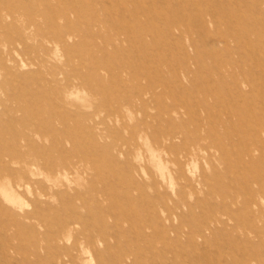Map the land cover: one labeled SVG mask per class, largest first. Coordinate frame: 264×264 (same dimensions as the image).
<instances>
[{
    "label": "rangeland",
    "instance_id": "rangeland-1",
    "mask_svg": "<svg viewBox=\"0 0 264 264\" xmlns=\"http://www.w3.org/2000/svg\"><path fill=\"white\" fill-rule=\"evenodd\" d=\"M0 264H264V0H0Z\"/></svg>",
    "mask_w": 264,
    "mask_h": 264
},
{
    "label": "bare ground",
    "instance_id": "bare-ground-1",
    "mask_svg": "<svg viewBox=\"0 0 264 264\" xmlns=\"http://www.w3.org/2000/svg\"><path fill=\"white\" fill-rule=\"evenodd\" d=\"M259 59V58H258ZM180 108H183V107H180ZM173 112H176L177 113V111H173ZM137 138V137H136ZM174 138H175V136L174 135H169L168 137H166L165 138V140H164V148L165 149H168L169 147H171L172 146V144H173V140H174ZM200 140V139H199ZM145 140H143V142H144ZM25 144H26V140H25ZM16 147L18 148V147H20V143L19 142H16ZM151 148V147H150ZM197 149L195 148V149H193V152L195 153V151H196ZM199 150V149H198ZM152 152H153V150H151ZM152 152H150V153H152ZM193 153V154H194ZM153 154V153H152ZM7 156H9V158L11 157V155H7ZM39 158H37V157H35V158H32L31 160H29V159H25V158H21V159H19V160H17V161H14L13 160V158H10V163H12V164H14V165H19L20 166V168L21 169H23L24 171H27V170H29V168L30 167H39V168H41L42 167V165H40V163H39ZM56 171H58V170H56ZM32 173V172H31ZM58 173V172H57ZM57 173H55V174H57ZM57 175H59V173L57 174ZM18 186H20V184H18ZM13 193V192H12Z\"/></svg>",
    "mask_w": 264,
    "mask_h": 264
}]
</instances>
